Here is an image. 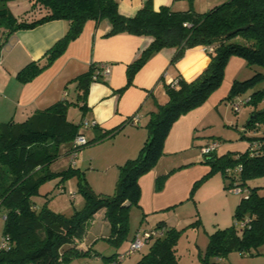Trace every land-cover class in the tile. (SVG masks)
I'll return each mask as SVG.
<instances>
[{"label": "trees", "instance_id": "1", "mask_svg": "<svg viewBox=\"0 0 264 264\" xmlns=\"http://www.w3.org/2000/svg\"><path fill=\"white\" fill-rule=\"evenodd\" d=\"M16 0H0V30L12 35L19 30H29L49 21L61 20L66 30L45 54L31 61L16 73L21 83H27L47 69L76 39L86 22L96 24L106 21L110 31L106 36L128 34L151 38L150 45L129 64L126 86L132 84L135 74L156 53L165 48L175 49L171 60L174 65L192 48H203L209 55V63L200 75L190 81L179 76L175 87L166 85L168 101L158 105L150 113L146 124L147 140L134 158L119 166V177L112 195H101L81 186L84 205L70 216L51 211L46 202L39 206L34 198L39 187L53 177L49 164L58 157L61 142L72 141L65 154L75 155L79 149L91 144L77 145L84 121L75 124L68 120V105L86 108V96L91 83L105 82L101 64L91 63L87 70L69 83L74 84V102L59 100L49 107L38 110L25 120L16 123H0V211L3 212L2 236L9 237V249L0 250V264H59L75 255H87L77 249V242L85 236L93 216L104 210L109 224V237L115 244L127 236L129 210L139 206L141 187L139 179L155 167L163 155L164 142L173 123L182 115L201 105L222 83L225 67L232 57H239L248 65L264 67V0H225L205 13L191 9L174 11L161 6L154 10L152 1L145 0L132 16L118 10L120 0H29L28 13L40 12L38 19H16L7 4ZM247 26L242 31L238 28ZM264 82V74L256 73L248 79L234 80L228 99L241 100L243 105L264 104V90L258 89L247 98L241 95L252 91ZM117 91L118 94L125 89ZM245 124L246 130H262L261 135L249 138L250 145L236 157L203 155L213 169H221L225 180L231 183L226 189H247L235 211V219L242 222L240 231L235 227L217 230L209 236L204 264L207 257L224 258L231 250L242 254H261L264 247V196L260 188H249L247 181L264 177V112H254ZM132 124L136 123L131 118ZM85 125H91L85 120ZM112 133V132H111ZM111 133H107L110 135ZM213 143V142H212ZM217 143V142H216ZM218 144V143H217ZM230 168L231 173H229ZM71 169V168H70ZM61 173L67 177L71 170ZM210 171L208 175H211ZM244 223V224H243ZM162 230L161 234L158 232ZM156 232L158 234L153 235ZM144 243L148 251L136 264H179L176 253V232L159 223ZM143 233V234H144ZM112 258H107L112 261ZM115 263H119L114 259Z\"/></svg>", "mask_w": 264, "mask_h": 264}, {"label": "rangeland", "instance_id": "2", "mask_svg": "<svg viewBox=\"0 0 264 264\" xmlns=\"http://www.w3.org/2000/svg\"><path fill=\"white\" fill-rule=\"evenodd\" d=\"M205 56L209 59L207 53ZM231 59L221 85L201 105L179 119L181 128L169 135L156 168L144 174L146 182L141 188L139 206H132L129 210L126 238L118 244L107 239L109 224L104 219V210H100L93 216L84 236L87 250L91 249L89 253L75 255L59 264H136L148 251L149 245L145 244L140 250L129 253L132 237L137 231L142 236V233L154 230L159 223L177 233L176 253L179 264H204L202 258L205 257L211 234L230 227L240 231L242 222L234 216L241 199L247 195V189L242 188L238 193L226 189L225 185L231 181L223 178L221 169H213L202 153V148L217 142L215 156L236 157L249 147V138L261 135L262 132L261 129L256 132L246 130L245 124L254 112L264 110V104H245L235 112L232 99H228V96L234 80L248 79L256 73L264 74V67L248 65L239 57ZM258 89L264 90V82L241 97L247 98L248 94ZM65 92L68 95L63 94L60 100L74 102L75 90L69 87ZM82 113L78 107L71 103L68 105L69 121L79 124ZM66 145L71 147L73 142L60 143L58 157L48 166L54 173L53 177L39 187V195L34 200L39 206L46 202L48 209L68 217L84 203L81 186H87L101 195L114 193L112 171L115 167L104 165L105 170H101L102 164L94 158L97 161L95 164L87 168L85 163L83 169H78V160L83 159L80 155L87 147L79 149L72 162L71 155L64 153ZM69 169L71 175L67 177L58 174ZM164 170L169 173L155 175ZM228 170L229 173L233 171L230 168ZM210 171L213 173L208 175ZM247 186L260 188L259 194L264 196V177L248 180ZM3 222V212L0 211V242ZM158 232L162 230L158 228ZM259 252L261 254L256 255L255 252L242 254L238 250H231L224 258L207 257V260L215 264H264V247ZM118 255H124V259L115 263L114 259ZM112 257V261L107 260Z\"/></svg>", "mask_w": 264, "mask_h": 264}, {"label": "crops", "instance_id": "3", "mask_svg": "<svg viewBox=\"0 0 264 264\" xmlns=\"http://www.w3.org/2000/svg\"><path fill=\"white\" fill-rule=\"evenodd\" d=\"M144 1L120 0L118 10L125 16H132ZM151 1L154 10L166 6L174 11L191 9L196 13H205L224 2L223 0ZM7 6L18 20L30 21L41 16L38 11L28 13L29 0L12 1ZM65 30L66 24L61 20L49 21L29 30H19L12 35L0 30V123L11 120L19 123L36 111L59 101L63 94L67 96L66 89L72 87L74 90V84L69 82L85 72L91 63L107 65L109 73L104 78L106 84L91 83L86 96V108L80 121L86 120L91 125L83 126L80 133L92 143L84 147L87 148L80 155L83 159L78 160L76 166L78 169H83L86 163L89 168L90 164H95L97 161L102 164L101 170H105L104 165L114 166L112 182L114 181L115 190L119 166L126 160L134 158L147 140L146 124L150 113L155 111L158 105L168 101L166 82L177 76L187 82L196 79L208 65L209 59L205 56V50L197 47L185 51L182 58L173 65L171 60L175 49L165 48L154 54L135 74L132 84L125 87L127 67L150 45L151 38L128 34L106 36L110 31L108 22L102 21L96 24L94 21H88L80 35L69 42L65 51L47 69L31 81L21 83L16 78V73L31 61L39 60L63 37ZM231 60L230 58L225 70ZM124 87L121 94H118L117 91ZM182 116L172 125L163 148L166 147L172 131L181 128L179 119ZM131 118L136 119L135 124L130 122ZM67 148L66 145L64 151ZM99 154L101 156L98 157ZM168 173V170H164L155 175ZM145 177L143 175L139 179L141 188L146 182ZM80 209L75 208V210ZM84 239L85 237L77 242L76 246L82 252L88 249Z\"/></svg>", "mask_w": 264, "mask_h": 264}, {"label": "built area", "instance_id": "4", "mask_svg": "<svg viewBox=\"0 0 264 264\" xmlns=\"http://www.w3.org/2000/svg\"><path fill=\"white\" fill-rule=\"evenodd\" d=\"M101 70H102V74H104V75L109 73V67L107 65H102ZM178 82H179L178 79H170L166 82V85L171 86V87H175L178 84ZM242 105H243V102L241 100H238V99L235 100L233 102L234 111L238 112L241 109ZM85 124L86 123L84 122L83 126L86 127ZM86 142H87V140L82 134L76 136L75 143L77 145H82V144H85ZM217 146H218V144L216 142H213V143L207 145L206 147L202 148V153L205 155H208L211 152H213L217 148ZM74 158H75V155H71L72 162H73ZM231 191L236 192V193L241 192L240 189H231ZM241 226H242V223H241ZM152 234L156 235L158 233L153 232ZM149 237H150V235L148 233H144V234L142 233V236H141L140 231H137L136 235H134L133 240L131 241V245H130V248L128 250L129 253L140 250L145 245V243H144L145 239L149 238ZM9 242L10 241H9L8 236H2L1 242H0V250L9 249V247H10ZM123 259H124V255H118L115 260L117 262H121Z\"/></svg>", "mask_w": 264, "mask_h": 264}, {"label": "water", "instance_id": "5", "mask_svg": "<svg viewBox=\"0 0 264 264\" xmlns=\"http://www.w3.org/2000/svg\"><path fill=\"white\" fill-rule=\"evenodd\" d=\"M246 27H247V26H244V27H242V28H238V29L235 30L234 32H236V31H242V30L246 29ZM262 112H264V110H262Z\"/></svg>", "mask_w": 264, "mask_h": 264}]
</instances>
